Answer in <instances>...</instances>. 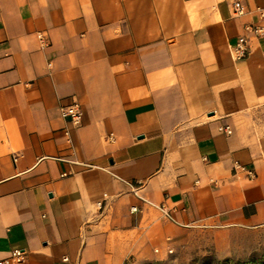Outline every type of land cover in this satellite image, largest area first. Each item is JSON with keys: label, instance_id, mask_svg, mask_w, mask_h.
Returning <instances> with one entry per match:
<instances>
[{"label": "crops", "instance_id": "1", "mask_svg": "<svg viewBox=\"0 0 264 264\" xmlns=\"http://www.w3.org/2000/svg\"><path fill=\"white\" fill-rule=\"evenodd\" d=\"M258 9L0 0V260L143 263L264 226V35L231 54Z\"/></svg>", "mask_w": 264, "mask_h": 264}, {"label": "rangeland", "instance_id": "2", "mask_svg": "<svg viewBox=\"0 0 264 264\" xmlns=\"http://www.w3.org/2000/svg\"><path fill=\"white\" fill-rule=\"evenodd\" d=\"M222 238L214 240L208 233L184 232L182 239L165 252L154 250V257L143 263L128 258L124 264H264V226Z\"/></svg>", "mask_w": 264, "mask_h": 264}, {"label": "built area", "instance_id": "3", "mask_svg": "<svg viewBox=\"0 0 264 264\" xmlns=\"http://www.w3.org/2000/svg\"><path fill=\"white\" fill-rule=\"evenodd\" d=\"M235 13L240 15L243 13L244 8L238 2L233 4ZM259 21L254 24H248L244 26V33L237 37L235 44L231 47V54L235 60L241 59L245 56L248 50V41L250 37H258L264 35V9H258ZM39 40L42 44L45 43V40L42 37V34H38ZM59 111L62 117H67L69 120L76 126H78L82 121V110L77 103H72L70 105H61ZM224 131H228V126L222 128ZM236 167L242 168L237 165ZM249 175H251L249 173ZM100 205V203H99ZM160 211L163 216L170 218L171 216L164 205L159 206ZM132 211H135L136 208L132 207ZM24 260V253L20 249H13L10 253V256L0 260V264H17ZM132 264V263H131Z\"/></svg>", "mask_w": 264, "mask_h": 264}]
</instances>
